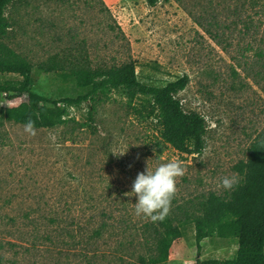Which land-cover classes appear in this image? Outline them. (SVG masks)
<instances>
[{
  "label": "rangeland",
  "instance_id": "1",
  "mask_svg": "<svg viewBox=\"0 0 264 264\" xmlns=\"http://www.w3.org/2000/svg\"><path fill=\"white\" fill-rule=\"evenodd\" d=\"M5 15L10 27L0 40L30 62L35 92H84L59 75L62 66L132 61L148 84L186 74L175 97L185 111L204 115L207 129L202 153H180L162 141L154 116L111 90L33 135L25 123L1 116L19 104L1 102L0 264H118L145 254L141 232L153 222L136 216L131 192L147 166L154 171L179 160L186 169L167 217H192L242 183L249 147L264 129V0H16ZM7 79L20 76L0 72V82ZM233 175L237 186H220ZM235 248L214 235L198 250L189 222L166 264L223 260Z\"/></svg>",
  "mask_w": 264,
  "mask_h": 264
},
{
  "label": "trees",
  "instance_id": "2",
  "mask_svg": "<svg viewBox=\"0 0 264 264\" xmlns=\"http://www.w3.org/2000/svg\"><path fill=\"white\" fill-rule=\"evenodd\" d=\"M16 0H0V37L10 23L6 9ZM150 6L158 0H145ZM31 64L0 40V72L14 73L20 79L0 82V99L3 92L7 98L26 95L27 101L18 106L1 109L3 118L25 123L35 122V127H53L65 121L69 109L80 106L98 92L116 90L125 96L129 105L143 114L155 117L160 138L180 153L200 154L205 148L204 135L207 122L197 111H185L175 94L188 82L185 74L163 85L141 82L132 61L109 68L88 69L63 66L58 71L62 78L71 79L84 92L76 96L45 97L32 89ZM139 105V108H136ZM93 107L87 111L93 120ZM194 227L197 249L201 241L217 235L233 240V255L223 260H196V264H264V129L249 147L244 165V177L226 197H215L194 215L166 217L162 222L145 225L142 229L146 253L137 259L118 264H166L172 242L185 233L187 223ZM85 264H92L87 262Z\"/></svg>",
  "mask_w": 264,
  "mask_h": 264
},
{
  "label": "clouds",
  "instance_id": "3",
  "mask_svg": "<svg viewBox=\"0 0 264 264\" xmlns=\"http://www.w3.org/2000/svg\"><path fill=\"white\" fill-rule=\"evenodd\" d=\"M25 130L34 135L35 122L29 120ZM126 152L114 155L120 157ZM185 171L181 161L172 160L162 163L154 171L147 166L145 172L138 173L131 192L138 198L135 203L136 216L149 219L153 223L162 222L170 213L172 200L178 191L177 180L185 175ZM238 184L239 178L236 175L224 176L220 180V186L225 190H232Z\"/></svg>",
  "mask_w": 264,
  "mask_h": 264
},
{
  "label": "built area",
  "instance_id": "4",
  "mask_svg": "<svg viewBox=\"0 0 264 264\" xmlns=\"http://www.w3.org/2000/svg\"><path fill=\"white\" fill-rule=\"evenodd\" d=\"M6 96H7V93L6 92H3L2 95H1L0 103L3 102V101H5L6 104L8 106H10V105H12L14 103L20 104L21 102H24V101H22V98L24 96H26V95L15 96V97L10 98V99H8ZM1 105H4V104L1 103Z\"/></svg>",
  "mask_w": 264,
  "mask_h": 264
}]
</instances>
